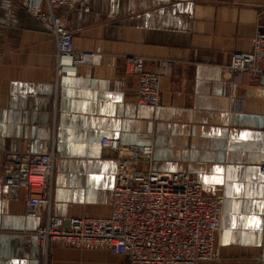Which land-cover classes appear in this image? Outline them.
<instances>
[{"label":"crops","instance_id":"obj_1","mask_svg":"<svg viewBox=\"0 0 264 264\" xmlns=\"http://www.w3.org/2000/svg\"><path fill=\"white\" fill-rule=\"evenodd\" d=\"M59 15L74 49L101 55L75 77L57 76L51 34L17 0H0V264H128L97 248L42 253L34 235L40 220L24 215V190L15 199L4 194L5 151L54 146L51 213L108 216L115 165L102 137L150 145L152 168L183 171L206 194L223 196L218 259L201 264H258L264 88L224 67L232 53L250 51L264 0H91ZM127 57L152 71L173 62L155 107L136 103Z\"/></svg>","mask_w":264,"mask_h":264},{"label":"built area","instance_id":"obj_2","mask_svg":"<svg viewBox=\"0 0 264 264\" xmlns=\"http://www.w3.org/2000/svg\"><path fill=\"white\" fill-rule=\"evenodd\" d=\"M24 11L54 38L57 76L75 77L81 64L98 65L101 55L73 47L72 31L59 15L61 8L87 6L91 0H17ZM173 62L161 60L147 70L140 57H127L125 71L137 79L136 103L155 107L160 81L172 73ZM224 70L248 74L264 88V23L256 24L248 52H234ZM102 151L114 161L110 213L58 216L51 213L53 172L60 155L54 146L37 151L3 153L2 184L6 197L24 190V215L38 218L35 231L42 253L53 248L102 249L128 264H201L218 259L215 250L223 215L222 195L206 194L200 182L183 171L152 168L150 145H123L102 137ZM264 170V162L260 165ZM258 264H264V235Z\"/></svg>","mask_w":264,"mask_h":264},{"label":"snow or ice","instance_id":"obj_3","mask_svg":"<svg viewBox=\"0 0 264 264\" xmlns=\"http://www.w3.org/2000/svg\"><path fill=\"white\" fill-rule=\"evenodd\" d=\"M241 135L242 136H247V135H250V134L249 133H242ZM253 223H254V226H256V224L258 223V222L255 221V218H253Z\"/></svg>","mask_w":264,"mask_h":264}]
</instances>
